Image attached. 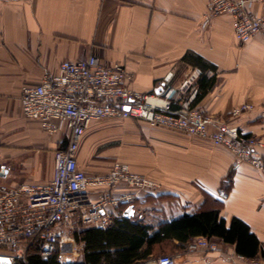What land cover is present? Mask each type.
<instances>
[{
	"label": "crops",
	"instance_id": "crops-1",
	"mask_svg": "<svg viewBox=\"0 0 264 264\" xmlns=\"http://www.w3.org/2000/svg\"><path fill=\"white\" fill-rule=\"evenodd\" d=\"M246 1H252L253 15L264 16V3ZM206 6L207 0H0V183L13 187L50 181L53 153L65 147L66 137L48 135L38 121L24 117L20 89L54 75L62 61L90 54L105 64L123 65L128 85L146 95L162 92L166 84L177 90L199 71L193 82L196 93L200 81L214 84L194 103L195 93L190 106L264 144V37L239 44L230 17L206 20ZM192 91L177 95L172 106L189 99ZM242 104L252 110L232 117ZM99 122L89 125L77 152L78 168L87 175L106 174L113 165L97 172L81 154L86 133ZM149 130L154 155L168 158L138 173L159 189L140 195L129 218L156 228L184 213L217 208L227 225L232 218L241 220L263 246L264 175L247 165L232 170L231 153L209 141L160 126ZM155 137L163 140L160 146ZM220 189L226 192L224 199L217 195ZM126 190L119 186L112 192ZM125 209H118L122 216ZM211 242L220 251L184 252L178 264H241L227 259L236 254L233 245ZM254 258L264 259L259 252Z\"/></svg>",
	"mask_w": 264,
	"mask_h": 264
},
{
	"label": "built area",
	"instance_id": "built-area-1",
	"mask_svg": "<svg viewBox=\"0 0 264 264\" xmlns=\"http://www.w3.org/2000/svg\"><path fill=\"white\" fill-rule=\"evenodd\" d=\"M264 3V0H257ZM252 1L207 0L205 19L230 17L233 36L239 44L264 37V16L250 11ZM195 71L175 90L167 84L156 95H146L128 85L129 74L121 64H105L93 54L83 60L62 61L54 75L20 89L19 103L27 119L36 120L48 135L66 137L64 148L53 153V171L46 183L22 182L8 187L0 183V248L11 264L25 262L30 249L43 260L56 257L59 263L76 256L73 232L78 228L105 229L118 209L132 206L140 195L159 189L158 183L132 172L126 164L113 163L108 173L87 175L78 168L77 152L93 121L136 119L151 126L209 141L231 153L232 170L247 165L264 175V144L238 128L190 106L196 91ZM169 77L164 78L168 83ZM192 91L189 99L172 106L176 96ZM252 110L242 104L232 110L237 117ZM229 182V178L225 179ZM119 186L127 190L112 191ZM90 189H95L91 192ZM224 199L226 192L217 191ZM122 215V213H120ZM186 252L220 251L204 237L186 245ZM180 254L163 255L150 264H178ZM241 264H264V259L227 254Z\"/></svg>",
	"mask_w": 264,
	"mask_h": 264
},
{
	"label": "trees",
	"instance_id": "trees-1",
	"mask_svg": "<svg viewBox=\"0 0 264 264\" xmlns=\"http://www.w3.org/2000/svg\"><path fill=\"white\" fill-rule=\"evenodd\" d=\"M213 84L211 79L200 81L193 102L204 96ZM120 213L121 211L115 213L105 229L74 230L73 237L82 246V250L79 260L70 264H142L153 257L156 250L165 243L176 241L179 243L177 249H182L196 237H204L209 241L217 239L224 244L233 245L235 252L246 258H254L258 252L264 258V245H260L248 226L237 218H232L227 225L219 217L217 208L184 213L156 228L142 220L126 218ZM19 264L61 263L56 257L41 259L32 248L25 262Z\"/></svg>",
	"mask_w": 264,
	"mask_h": 264
},
{
	"label": "rangeland",
	"instance_id": "rangeland-1",
	"mask_svg": "<svg viewBox=\"0 0 264 264\" xmlns=\"http://www.w3.org/2000/svg\"><path fill=\"white\" fill-rule=\"evenodd\" d=\"M99 121L102 122L95 124L86 133V137H84V143L86 142V144H83V151H81L84 159L90 164L92 162L95 171L103 172L107 170L111 163L118 161V163L123 162L122 164H126L132 172L145 174L147 166L152 165L153 161H155L154 164H156V161L163 164L164 159L168 158L162 157V155H154L155 146L151 141L153 135L150 134L151 130H149L154 126L145 123L143 125L139 124L136 119ZM155 139V145L160 146L159 142H163V140L159 137H155ZM166 155L167 150H165ZM76 244L79 248L78 254L61 264L75 263L79 260L82 246ZM176 246L178 245L174 243H165L160 249L156 250L153 257L142 264H150V261L162 255H176L186 252L185 246L182 249H177ZM1 253H6V250L0 248Z\"/></svg>",
	"mask_w": 264,
	"mask_h": 264
},
{
	"label": "water",
	"instance_id": "water-1",
	"mask_svg": "<svg viewBox=\"0 0 264 264\" xmlns=\"http://www.w3.org/2000/svg\"><path fill=\"white\" fill-rule=\"evenodd\" d=\"M132 212V206L126 207V209L123 212V216L126 218H129ZM0 264H11V262L5 257L0 255Z\"/></svg>",
	"mask_w": 264,
	"mask_h": 264
}]
</instances>
